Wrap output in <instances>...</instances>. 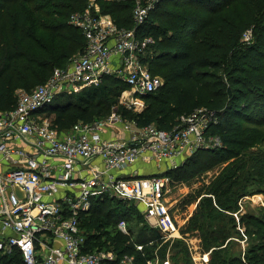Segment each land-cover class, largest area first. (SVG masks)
I'll use <instances>...</instances> for the list:
<instances>
[{"label":"trees","instance_id":"obj_1","mask_svg":"<svg viewBox=\"0 0 264 264\" xmlns=\"http://www.w3.org/2000/svg\"><path fill=\"white\" fill-rule=\"evenodd\" d=\"M137 1L96 0L118 27H136L140 37L154 39L144 62L163 82L143 96V111L123 107L122 115L139 126L155 123L169 130L198 107L216 112L218 122L209 134L219 136L222 145L198 149L178 169L179 176H189L221 164L184 232H199L208 264H264V212L240 210L239 219L234 215L241 199L264 192V0H160L136 26ZM88 5L89 0H0V110L15 107L19 89L45 83L56 67H66L84 52L85 36L69 18ZM247 30L252 31L250 42L243 38ZM124 88L121 77L105 74L99 85L58 95L41 112L53 115L54 127L68 130L78 121L104 118ZM124 201L97 198L81 215L86 250H112L118 259L129 254L136 264H148L161 234ZM134 215L137 225L144 222L136 233L130 225ZM122 219L127 233L117 227ZM235 244L240 251L232 255ZM171 251L174 264H194L185 243H176ZM0 263L23 264L17 250L2 255Z\"/></svg>","mask_w":264,"mask_h":264},{"label":"built area","instance_id":"obj_2","mask_svg":"<svg viewBox=\"0 0 264 264\" xmlns=\"http://www.w3.org/2000/svg\"><path fill=\"white\" fill-rule=\"evenodd\" d=\"M159 1L136 2V26ZM69 21L85 36L84 52L66 67H56L45 83L19 89L15 107L0 110V257L17 250L23 264H136L133 255L118 259L112 250H86L81 215L97 198L135 199L162 239L180 237L164 197L169 178L142 173L150 163L169 162L174 168L198 149L221 146L220 137L209 134L218 117L214 110L198 107L169 130L139 126L118 114L57 129L41 109L58 95L99 85L105 74L127 84L129 107L142 103L163 82L144 62L154 42L151 36L140 37L136 27H118L92 4L72 12ZM251 36L247 30L243 38ZM118 124L130 136L105 137ZM97 158L102 166L95 164ZM127 226L123 219L117 224L124 233ZM136 247L143 249L142 244Z\"/></svg>","mask_w":264,"mask_h":264},{"label":"rangeland","instance_id":"obj_3","mask_svg":"<svg viewBox=\"0 0 264 264\" xmlns=\"http://www.w3.org/2000/svg\"><path fill=\"white\" fill-rule=\"evenodd\" d=\"M89 4L97 5L96 0H89ZM136 5V4H135ZM113 19V18H112ZM114 21V20H113ZM244 37V34H243ZM252 40V36L250 39H246V42H250ZM127 88L122 89L119 94L116 97L112 98V101L116 99L115 102H112L109 106V109L106 111L108 112L107 115H105L104 118L109 117L113 114H118L121 117L122 115V108L127 107L131 110L132 113L135 112H141L144 110L146 107L145 100H143L142 103H139L138 105H133L129 107L125 103V95H126ZM49 103L46 106L51 105ZM44 114V112H43ZM49 118L53 116L48 115ZM124 118V117H123ZM180 118V117H179ZM124 120L130 121L132 120L131 118H124ZM156 127H158L157 124L153 123ZM116 133L124 136H130V133L125 132L121 128V124H118L116 128H114ZM124 131V132H123ZM209 148V147H206ZM185 161V160H184ZM184 161L180 158L177 163L179 165L177 167H170L167 162H160V163H150L146 167L149 169H144L147 170L148 172L142 173V174H152L155 173L157 175H160L162 177H168L169 178V183H168V189L166 190V193L164 194L165 197V202L168 205L170 209L171 216L174 219V224L178 232L180 233V237L176 238H169V239H162L161 242H159V245L155 248L152 249V253L155 255L151 260V264H174L170 257L172 254L171 248L176 245V243H185L189 249V252H191V249L194 250V246L203 243L202 238L199 234V232L192 233L189 231L184 232V229L188 227L189 224V219L195 212V210L198 207L199 202L203 198V196L207 195L206 193V185L210 183L212 179H214L215 176H217L220 172V166L215 165L213 167L201 170L197 169L195 173L191 172L189 176H179V172L182 170L178 171L181 162L184 163ZM227 163L223 164L226 165ZM171 170V175H166L168 171ZM153 171V172H152ZM249 196V197H248ZM244 197L243 199L240 200L239 202V212H235L234 215L236 219H239V214L241 213L240 210L247 212V211H252L256 214H261L264 212V192H258L253 195H248ZM253 199V200H252ZM244 200V201H243ZM250 201V202H249ZM126 207L134 206L139 210V213L143 216V211H144V205L136 201L135 199L132 200H125ZM255 205L257 207L255 208ZM134 215L133 219L130 221V225L134 229L135 233L139 230V227L142 224L137 225V219ZM141 219V218H140ZM143 220L145 221V218L143 216ZM142 220V221H143ZM147 223V221H145ZM149 224V223H148ZM128 225V223H127ZM150 225V224H149ZM106 228L108 230H111V228ZM128 227V226H127ZM129 229V227H128ZM241 229V228H240ZM249 238L246 237L245 240L249 241ZM254 242L259 241L256 240V237H253ZM257 243V242H256ZM201 247V245H200ZM96 250V249H95ZM199 250V249H197ZM240 251V248L234 245L232 249H230V253L236 254ZM166 256L163 258V256ZM191 256V255H190ZM194 263V261H192ZM150 264V263H149ZM195 264V263H194Z\"/></svg>","mask_w":264,"mask_h":264},{"label":"crops","instance_id":"obj_4","mask_svg":"<svg viewBox=\"0 0 264 264\" xmlns=\"http://www.w3.org/2000/svg\"><path fill=\"white\" fill-rule=\"evenodd\" d=\"M124 132V131H123ZM126 132V131H125ZM105 137H108V138H117V137H123V138H128V136H124V135H120L118 133H116V131L114 129H108L106 132H105ZM95 164H98V166H102V162H101V159L100 158H97L94 160ZM167 164L169 165V162H167ZM249 197V196H248ZM253 200V199H252ZM244 201V200H243ZM250 202V201H249ZM257 207V205H255V208ZM242 211V210H241ZM244 212V211H242ZM255 212V211H254ZM201 244L198 243V245L194 246V250L191 249V259L192 261H194V263H203V264H208L209 263V252L208 251H204L202 249V246L200 247ZM245 247V244L244 246ZM199 249V250H197ZM206 258H208V260H206Z\"/></svg>","mask_w":264,"mask_h":264},{"label":"water","instance_id":"obj_5","mask_svg":"<svg viewBox=\"0 0 264 264\" xmlns=\"http://www.w3.org/2000/svg\"><path fill=\"white\" fill-rule=\"evenodd\" d=\"M18 189V188H17ZM18 191L21 193V191L18 189ZM184 264H187V263H184Z\"/></svg>","mask_w":264,"mask_h":264}]
</instances>
